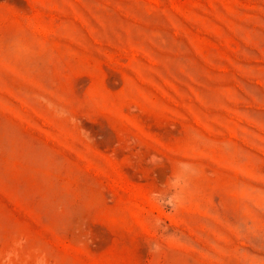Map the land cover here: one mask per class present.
Instances as JSON below:
<instances>
[{"label": "rangeland", "instance_id": "obj_1", "mask_svg": "<svg viewBox=\"0 0 264 264\" xmlns=\"http://www.w3.org/2000/svg\"><path fill=\"white\" fill-rule=\"evenodd\" d=\"M0 264H264V0H0Z\"/></svg>", "mask_w": 264, "mask_h": 264}]
</instances>
